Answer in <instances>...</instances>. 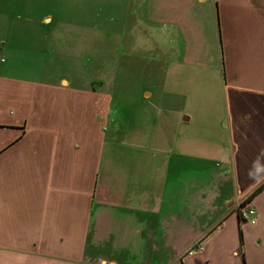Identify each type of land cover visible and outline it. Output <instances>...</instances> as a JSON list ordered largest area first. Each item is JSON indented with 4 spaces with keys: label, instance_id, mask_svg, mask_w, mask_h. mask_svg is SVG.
<instances>
[{
    "label": "crops",
    "instance_id": "0c3cea01",
    "mask_svg": "<svg viewBox=\"0 0 264 264\" xmlns=\"http://www.w3.org/2000/svg\"><path fill=\"white\" fill-rule=\"evenodd\" d=\"M155 8L185 39L181 63H198L204 36L218 43L224 109L217 125L162 109L173 131L157 142L118 134L108 95L26 57L31 38L47 42V0H0V264H264V0ZM149 10L133 12L137 36L153 31ZM141 97L127 122L148 117Z\"/></svg>",
    "mask_w": 264,
    "mask_h": 264
},
{
    "label": "rangeland",
    "instance_id": "374dc122",
    "mask_svg": "<svg viewBox=\"0 0 264 264\" xmlns=\"http://www.w3.org/2000/svg\"><path fill=\"white\" fill-rule=\"evenodd\" d=\"M139 1L47 0V12L53 17L47 27V42H41L43 36H39L40 41L34 44L31 38L27 48L33 53L26 57L36 63L43 61L41 73L54 78L62 76L108 95L112 111L118 114L111 126H119L120 135L129 131L130 139L140 140L147 130L154 142L159 135L169 136L173 126L171 119L160 114L162 109L200 115L208 124H219L224 109L218 89L221 81L218 43H209L211 37L204 36L207 44L202 46L198 63H181L186 48L184 37L177 34L166 14L154 17L159 13L155 6L161 0H149L153 27L149 36H137L136 30H131L136 26L132 15ZM146 12L147 9L145 15ZM22 28L32 30L25 23ZM214 44L217 49H208ZM42 47L45 54H34ZM175 63L181 65L174 66ZM132 94L142 95L144 107L140 112L148 114L144 122L130 123L124 117L128 95Z\"/></svg>",
    "mask_w": 264,
    "mask_h": 264
},
{
    "label": "built area",
    "instance_id": "2783aa9c",
    "mask_svg": "<svg viewBox=\"0 0 264 264\" xmlns=\"http://www.w3.org/2000/svg\"><path fill=\"white\" fill-rule=\"evenodd\" d=\"M0 62H4V59L1 56H0ZM250 195L247 196V198H245L242 202H240L237 210L239 218L245 222H252L256 217L255 209L249 205ZM201 251H202V246L197 244L194 247L189 248V250H187L186 255L191 256Z\"/></svg>",
    "mask_w": 264,
    "mask_h": 264
},
{
    "label": "trees",
    "instance_id": "16d2710c",
    "mask_svg": "<svg viewBox=\"0 0 264 264\" xmlns=\"http://www.w3.org/2000/svg\"><path fill=\"white\" fill-rule=\"evenodd\" d=\"M263 186H264V185H263ZM263 186H262V187H263ZM262 187H261V188H262ZM252 195H253V194H251L249 198H251V197H252Z\"/></svg>",
    "mask_w": 264,
    "mask_h": 264
}]
</instances>
